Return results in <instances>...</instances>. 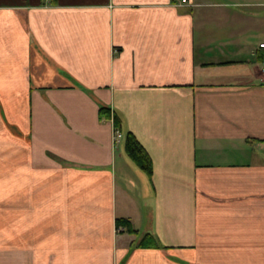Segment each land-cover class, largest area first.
<instances>
[{
  "label": "crops",
  "instance_id": "0c3cea01",
  "mask_svg": "<svg viewBox=\"0 0 264 264\" xmlns=\"http://www.w3.org/2000/svg\"><path fill=\"white\" fill-rule=\"evenodd\" d=\"M260 44L264 0H0V264H264Z\"/></svg>",
  "mask_w": 264,
  "mask_h": 264
},
{
  "label": "trees",
  "instance_id": "16d2710c",
  "mask_svg": "<svg viewBox=\"0 0 264 264\" xmlns=\"http://www.w3.org/2000/svg\"><path fill=\"white\" fill-rule=\"evenodd\" d=\"M262 51L263 52L259 54L258 63H262L263 61L264 49H262ZM99 116L101 119L111 120L114 130H120V120L115 114L111 115V111L109 108L101 106L99 108ZM124 152L130 159V161H132L133 164L138 169H140L148 178L152 176L153 167L150 155L140 144V142L135 138V136L130 132H127L124 137ZM115 228L117 232H124L129 235L137 234V231L133 228L132 224L127 219H116ZM136 247L158 249L160 248V244L157 239L151 234H143L139 238V241L136 243Z\"/></svg>",
  "mask_w": 264,
  "mask_h": 264
},
{
  "label": "built area",
  "instance_id": "2783aa9c",
  "mask_svg": "<svg viewBox=\"0 0 264 264\" xmlns=\"http://www.w3.org/2000/svg\"><path fill=\"white\" fill-rule=\"evenodd\" d=\"M174 2H176V4H178V5H186V4H188V0H174ZM259 49H264V44H260L259 45ZM261 65H262V69L261 70L264 72V54H263V61H262ZM113 137H114V142L116 144V142L119 139H121L120 132H118V131L114 132ZM263 148H264V144H263Z\"/></svg>",
  "mask_w": 264,
  "mask_h": 264
},
{
  "label": "rangeland",
  "instance_id": "374dc122",
  "mask_svg": "<svg viewBox=\"0 0 264 264\" xmlns=\"http://www.w3.org/2000/svg\"><path fill=\"white\" fill-rule=\"evenodd\" d=\"M263 72V71H262ZM117 130H114V132H116ZM118 132H120V130L118 131ZM120 135H121V133H120ZM122 136V135H121ZM119 142H120V139L116 142V144H119Z\"/></svg>",
  "mask_w": 264,
  "mask_h": 264
}]
</instances>
